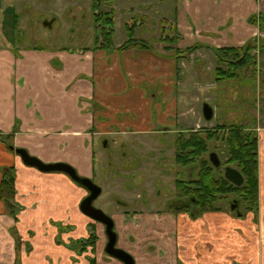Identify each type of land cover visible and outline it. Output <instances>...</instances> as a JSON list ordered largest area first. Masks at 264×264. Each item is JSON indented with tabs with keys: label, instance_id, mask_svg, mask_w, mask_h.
I'll return each instance as SVG.
<instances>
[{
	"label": "crops",
	"instance_id": "1",
	"mask_svg": "<svg viewBox=\"0 0 264 264\" xmlns=\"http://www.w3.org/2000/svg\"><path fill=\"white\" fill-rule=\"evenodd\" d=\"M7 1L22 5L21 11L41 7L50 22L43 19L39 25L47 29L58 28L60 13L72 21L88 16L74 11L86 7L80 0L75 7L65 0H50L51 7L41 0H0V133L12 134L9 141L15 148H25L47 163H68L91 177L97 140L106 142L105 149L122 144L128 155L129 149H136L139 155L128 160L138 158L129 161L139 165L140 172L149 166L151 159L145 156L151 150L166 153L170 144L163 147L166 141L161 140L167 135L174 138L175 149L180 132L223 122L243 124L258 134L256 212L236 216L227 210L210 211L192 219L163 205L155 208V201L143 198L132 203L131 211L121 206L113 218L118 245L133 256L135 264H264V40L256 49V75L246 71L247 76L237 79L243 85L234 84L239 99L247 92L250 105L223 108L217 104L215 93L222 90L223 82H217L214 74L216 48L242 47L254 37L264 39V30L249 20L252 15L264 17V0H111L110 6L99 0L101 9L115 12L110 48L95 43L96 33L85 39L82 35L81 41L65 38L77 45L67 46L64 37H53L48 46H16L15 37H23L27 26L23 19V26L19 22L12 28ZM125 10L135 14V27H144L134 36L147 42L148 48L121 47L126 37L117 38V28L130 21L123 24L116 15ZM39 25H34L35 30ZM64 26L67 31L66 19ZM170 27L177 33L171 35ZM167 36L175 38L173 44L165 42ZM195 44L206 46L180 60L166 48ZM252 79L251 85L245 82ZM225 82L231 86L234 81ZM206 102L214 109L211 120L202 113ZM12 165L15 199L22 210L15 222L0 199V264H89L90 256L96 264H124L106 252L107 235L101 223H96L95 251L79 254L57 242V238L68 243L89 236L93 223L80 209L86 189L64 172L26 165L0 135V183L1 168ZM140 175L138 181H143L144 174ZM57 223L72 228L60 231ZM13 226L22 237L20 244Z\"/></svg>",
	"mask_w": 264,
	"mask_h": 264
},
{
	"label": "trees",
	"instance_id": "2",
	"mask_svg": "<svg viewBox=\"0 0 264 264\" xmlns=\"http://www.w3.org/2000/svg\"><path fill=\"white\" fill-rule=\"evenodd\" d=\"M110 6L111 0H103ZM94 0L96 31L95 43H100L102 48H110L113 45L114 10H103ZM250 22L256 23L264 30V17L252 15ZM127 39L121 46L148 48L149 44L133 36L132 26L127 25ZM172 34H176L174 27L170 28ZM179 34V33H178ZM167 36L165 42L174 43V39ZM164 40V39H163ZM263 38L254 37L242 47H219L215 49L216 67L215 79L217 82L235 81L243 78L246 71L255 76L259 65L258 55L254 53L259 49ZM259 43V44H258ZM206 45L195 44L186 48L168 46L171 54L178 60L187 58L198 47ZM259 46V48H257ZM245 74V75H244ZM247 76V75H246ZM255 78V77H254ZM10 151L15 152L13 144L9 141L12 134H1ZM222 150L227 166H232L240 171L244 177L241 185L229 181L224 173L219 171L220 166L211 162V152L217 153ZM259 148L258 134L253 129L239 123L223 122L209 129H202L190 132H180L175 141V160L184 167L196 166V175L177 181L176 201L171 206L174 212H188L192 218H198L210 211H230L236 216H244L247 212H256L259 207ZM0 199L3 201L7 213L15 222L22 207L17 203L16 196V168L3 166L1 168ZM75 182V181H74ZM76 183V182H75ZM77 184V183H76ZM79 185V184H78ZM236 203V209H232V203ZM239 208V210L237 209ZM60 231L72 228L61 223L56 224ZM89 236L78 239H71L68 243L57 238L59 244H64L71 250L81 254L89 249L95 251L98 241L96 223L89 225ZM12 233L16 236V243H21V235L18 234L15 226L11 227ZM89 264H96L94 257H89Z\"/></svg>",
	"mask_w": 264,
	"mask_h": 264
},
{
	"label": "rangeland",
	"instance_id": "3",
	"mask_svg": "<svg viewBox=\"0 0 264 264\" xmlns=\"http://www.w3.org/2000/svg\"><path fill=\"white\" fill-rule=\"evenodd\" d=\"M65 1L66 2L70 1L75 7V2H78L79 0H65ZM80 1L86 7H84L82 5V7L75 8L74 11L76 13H78L79 15H82L84 12H86L88 16H85V19L80 16L77 19H74L72 21V19L70 20V19L66 18L67 17L66 14L60 13V20L58 22V28H56L57 30L56 29H47V28L43 27V25H39L40 21H42L43 19L46 18L45 13L40 12V11H42L41 7H39V6H38V8L34 7V11H29L28 8L27 9L25 8V11L24 10L21 11V9L23 8L22 5H20L16 2L9 3V1H7L9 4V8H8V10H6L7 11L6 14L8 15L9 18H11L12 28L16 27L19 22L23 26V19H24L25 25L27 26V28H24V32L22 33V34H24L23 37L22 36H20V37L16 36L15 37L14 43L16 44V46L21 45V44L48 46L50 44V42H54V41L50 40L53 37H64L62 43L67 44V46H69L71 44L77 45L78 43L77 42L70 43L68 40L65 39L67 37H68V39L77 40V41L82 40V35L84 36V39L88 35L90 37V34H93L96 31H98V27H95V23H96L95 22V10L94 9L89 10V6L91 4V2L88 3L89 0H80ZM122 1L123 0H121V2ZM41 2L43 4H47L48 6H50V4H51L50 0H41ZM118 4L121 5L120 2H118ZM14 10H16V12H14ZM67 11H69V9ZM134 16H135V14L129 10L121 11L120 14L116 15V17L119 20L122 19L123 24H124V21H130L129 24H125V28L123 27V25H120L117 28V31H116V37L117 38H120L121 36H123V37H126V39H127V34H128L127 33L128 29L126 28L127 25L133 27L132 28L133 36L135 33H137L138 30H140L141 28H144V27H140V26L135 27V25L133 24L134 18H135ZM65 19L67 20V31H63L66 29V27L64 26L65 25ZM13 20H14V26L12 24ZM61 23H62V25H61ZM34 25H35V27H37L36 25H39L37 30H35ZM91 27H92V29H91ZM20 28H21V26H19L16 31L18 32V30ZM170 28H172V27H170ZM59 30H60V32H59ZM61 31H63V32H61ZM170 34H172L171 30H170ZM254 81H255V79L247 80L245 82L247 84L251 85V84H253ZM232 83L233 84H231V86H230V84H227V82H223V83L219 84L222 87V90H217L215 93L217 98H218L216 101L217 104L223 105V108H226L228 105L234 106V104H237L238 106L239 105L245 106L247 104L250 105L251 103L247 101V92L240 99L237 96L234 84L237 83L240 86L243 84H241L239 80H235ZM252 94H253L252 95V102L254 101V103L256 105L257 95L255 93V90ZM224 96H226V97L224 98ZM228 98L231 100V102L227 100ZM226 100L228 102L223 103V101H226ZM262 107H263V112H264V106H262ZM201 109H202V105H201ZM164 138L161 140L162 142H164V140L166 141L163 144V147L170 144V143L171 144H170L168 151L165 154L163 160H165L166 158H171L172 157V155H171L172 150L174 149V146L172 144L174 138L169 137L168 135L165 136ZM172 138H173V140H172ZM122 139H127V138L122 137ZM114 150L115 149H113V148H106L105 149L103 147V144H100L97 140L95 143L96 162H95V166H94V173L91 175V177L84 176V175L79 173V175L82 177L92 178L95 183H97L99 186L102 187V193L94 201V205L98 208H101L105 213H107L108 215H110L112 217H113L114 212H116L115 211L116 207L121 206L119 201L116 199V194H117V198H119V199H120V197H122L125 200H130L133 197V194H130V193L125 194L124 192H126V191H124V188H123V191H121L120 186H117V185L123 184L124 187H128V185L133 184L134 181H138L141 179V175L137 174L135 171L133 176H131L129 178L130 181L128 180V181L115 182L114 177H118L117 175L121 172L122 168L125 165L121 164L118 161H115V159L118 160V156L116 157L113 155L112 152ZM217 151L219 152V150H217ZM109 152H111L112 155L109 156ZM167 154H168V156H167ZM145 157L147 158V156H145ZM218 158L220 161L219 171L221 173H224L225 168L227 167L224 156L220 155ZM135 159H137V158H135ZM149 164L150 163H148V165ZM164 165L168 168V170H167V168H165L158 174V175L161 174L163 177V179L161 181H145V184H147L150 187L151 193H154V196H155V192L158 190L157 191V197H161L159 202L156 203L159 206H155V208L161 207L163 205L164 196L172 195V193H173L172 196H174V194H175V191H174L175 190V185H174L175 173L172 174L173 173L172 169L174 170L175 167L177 166L176 162L173 159H171V161L165 162ZM146 170L148 171L149 169H146ZM124 173H126L124 175H126V176L128 175L127 169ZM185 174H187V171H184V172L181 171L179 178H183ZM172 176H173V179L171 180ZM185 178H186V175H185ZM131 188L133 189V187H131ZM136 196L137 195H135V197ZM149 207L153 208V206H149ZM121 208H119V209H121ZM125 210H128V211L133 210V205L129 203V205L125 207ZM92 223H94L93 220H92ZM21 242H23L22 239H21Z\"/></svg>",
	"mask_w": 264,
	"mask_h": 264
},
{
	"label": "water",
	"instance_id": "4",
	"mask_svg": "<svg viewBox=\"0 0 264 264\" xmlns=\"http://www.w3.org/2000/svg\"><path fill=\"white\" fill-rule=\"evenodd\" d=\"M202 113L205 120H211L214 116V109L212 105L207 102L204 103ZM15 151L18 155H20L26 165L34 166L44 172H64L68 174L76 183L88 190L89 195L81 201L80 209L85 215L105 226L108 238L105 247L106 252L110 256L121 260L124 264H135L133 256L125 249L117 246L118 236L117 232L114 230L115 223L113 217L94 205V201L102 193L101 186L89 177L80 176L76 168L68 163H46L38 157L31 155L25 148H16ZM209 158L215 166L220 165V161L216 153H211ZM224 175L229 181L236 185H241L244 181V177L240 171L232 166H227L225 168Z\"/></svg>",
	"mask_w": 264,
	"mask_h": 264
},
{
	"label": "flooded vegetation",
	"instance_id": "5",
	"mask_svg": "<svg viewBox=\"0 0 264 264\" xmlns=\"http://www.w3.org/2000/svg\"><path fill=\"white\" fill-rule=\"evenodd\" d=\"M99 1V0H98ZM98 4H99V2H98ZM94 0H93V2H92V7L94 8ZM44 21H48V22H50V20L47 18V19H44ZM46 24V23H45ZM43 27H45V26H43ZM190 131H196V129H194V130H189V131H185V132H183V133H186V132H190ZM179 135V133L177 134V136ZM170 137V136H169ZM102 143L103 144H105L106 142L103 140L102 141ZM171 144V143H170ZM14 147V146H13ZM14 149H16L15 147H14ZM132 149V148H131ZM129 149L130 150V152H129V155L128 154H126V152H125V149H124V147H123V145L122 144H120L118 147H116L115 148V150L112 152L113 153V155L114 156H118V162H120L121 164H124L125 166L122 168V170H121V172L117 175L118 177H114V179H115V182H118V181H130V177L131 176H133V174L135 173V171H136V173L137 174H144V179H143V181H134V183L133 184H131V185H128V187H124L123 186V184L122 185H117V186H120V190L121 191H123V188H124V191H126V192H124L125 194H127V193H130V194H133V197H132V199H130V200H125V199H123L122 197H120V199L119 198H117V194H116V199L119 201V203H120V205L121 206H123V208H124V206H128L129 204L127 203V201H129V203L130 204H132V203H134V202H137V201H140V200H142L143 198H148L149 200H150V198H151V200H153V201H155V203H153V206H159L158 204H156V203H158V201L160 200V198L161 197H157V191L155 192V196H154V193H151V189H150V187L147 185V184H145V181H161L162 179H163V177H162V175L160 174V175H158L163 169H165V168H167L165 165H164V163L165 162H167V161H171V159H173L175 162H176V160H175V149H173L172 150V157L171 158H166L165 160H163L164 159V156H165V154L167 153V151H168V149H167V151H166V153H164V151L163 152H156V151H154L153 152V150H151L150 152H152L150 155H148V154H146V156H147V159L149 160V159H151V161H148V163H150L149 164V166H147V168L146 169H149L148 171L145 169V170H140V172H138V166L139 165H135V162H130L129 160H132V161H134V160H137V159H129L128 160V157H130L131 155H139L138 154V151L136 150V149ZM16 152V151H15ZM112 153L111 152H109V156L110 155H112ZM211 153H213V152H211ZM210 153V154H211ZM214 153H216V151L214 152ZM17 154V153H16ZM217 155H218V157L220 156V155H223L224 156V153H223V151L222 150H220L219 152L217 151V153H216ZM20 156V155H19ZM167 156H168V154H167ZM224 158H225V156H224ZM116 161V160H115ZM258 161H259V158H258ZM132 163H134L133 165H135V166H132ZM176 167H175V169L173 170L172 169V171H173V173L172 174H174L175 173V179H174V185H175V194H174V196H172L173 195V193H172V195H166V196H164V198H163V200H164V202H163V207L164 208H166V209H168V208H171V206H173V205H175L174 204V202L173 201H176L177 199H176V184H177V181H179V180H181V179H185V175H186V178H190V177H192V175H196V166H194V167H184L182 164H180V163H178V162H176ZM214 165V164H213ZM220 166V165H219ZM136 167H137V169H136ZM218 167V166H217ZM75 168V167H74ZM126 169H127V171H128V175L126 176V175H124V174H126V173H124L125 171H126ZM77 170V169H76ZM167 170H168V168H167ZM181 171H187V174H185L184 175V177L183 178H179V176H180V173H181ZM68 175V174H67ZM69 176V175H68ZM165 176V175H164ZM71 178V177H70ZM72 179V178H71ZM92 179V178H91ZM173 179V176H172V178H171V180ZM73 180V179H72ZM93 180V179H92ZM94 181V180H93ZM81 186V185H80ZM131 187H133V189L131 188ZM138 189H140V190H138ZM87 192H86V195L83 197V199L85 198V197H87L88 195H89V191L88 190H86ZM129 191V192H128ZM135 195H137L136 197H135ZM149 196V197H148ZM176 196V197H175ZM82 199V200H83ZM157 200V201H156ZM126 204H128V205H126ZM150 205H152V204H150ZM121 206H119V207H116V210H119V208L121 207ZM236 207H237V204L234 202V203H232V205H231V208L232 209H236ZM101 209V208H100ZM238 210H239V208H237ZM115 210V211H116ZM183 213H187V214H189V216L191 217V215H190V213H188V212H183ZM89 217V216H88ZM112 217V216H111ZM192 218V217H191ZM92 219V218H91ZM114 219V218H113ZM192 219H196V218H192ZM95 223H99V222H97V221H95L94 219H92ZM114 223H115V221H114ZM102 224V223H101ZM103 225V224H102ZM104 226V225H103ZM104 229H105V226H104ZM114 230H115V224H114ZM116 231V230H115ZM106 232V231H105ZM117 232V231H116ZM117 236H118V233H117ZM22 238V237H21ZM107 241H108V238H107ZM117 246H119L118 245V240H117Z\"/></svg>",
	"mask_w": 264,
	"mask_h": 264
},
{
	"label": "built area",
	"instance_id": "6",
	"mask_svg": "<svg viewBox=\"0 0 264 264\" xmlns=\"http://www.w3.org/2000/svg\"><path fill=\"white\" fill-rule=\"evenodd\" d=\"M256 53L258 52V51H255Z\"/></svg>",
	"mask_w": 264,
	"mask_h": 264
}]
</instances>
